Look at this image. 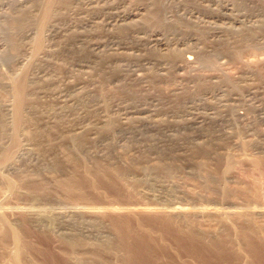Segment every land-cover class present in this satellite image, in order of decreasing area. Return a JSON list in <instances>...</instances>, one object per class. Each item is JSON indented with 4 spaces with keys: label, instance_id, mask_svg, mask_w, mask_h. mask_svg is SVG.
<instances>
[{
    "label": "rangeland",
    "instance_id": "rangeland-1",
    "mask_svg": "<svg viewBox=\"0 0 264 264\" xmlns=\"http://www.w3.org/2000/svg\"><path fill=\"white\" fill-rule=\"evenodd\" d=\"M92 1L83 16L101 17L107 6H116L127 18L113 22L109 30L93 28L85 41H80L81 31L67 24L80 19L74 15L84 4L64 0L57 4L52 20L63 30L55 34L46 31L42 50L33 55L29 47L33 35L28 34L23 43L16 39L12 62L0 59L4 81L0 113L8 130L11 99L5 95L7 80L24 69L28 75L37 74L28 83L32 105L24 112L25 122L17 136L19 148L14 160L0 168V214L5 222L0 224V264H12L15 254L5 224L22 240L24 254L19 264H78L57 236L60 225L56 234L47 233V219L55 220L56 225L62 221L106 229L110 234L107 240L116 246L100 261L94 260L100 264H264V250L259 248L264 246V36L257 34L251 39L263 20L264 0ZM130 13L135 16L128 17ZM128 25H135L140 32L118 31ZM73 34L72 44L66 42ZM152 35L161 42H150ZM91 38L108 44L91 52ZM188 53L191 61L184 60ZM101 54L108 59H100ZM101 60L119 67L139 60L140 74L132 77L143 81L139 90H120L115 80L118 75L110 74V65L106 67ZM48 72L56 73H50L55 78ZM60 88L66 89L64 103L55 99ZM123 125L149 133L145 163L157 185L139 183V166L130 162L136 149L123 147L119 132ZM71 137H77L75 145L70 143ZM78 146L81 149L74 151ZM34 151L44 153L52 164L41 176L46 189L34 196H27L23 187L11 193L3 178L29 173L31 163L21 154ZM113 168L132 171L118 183L107 176ZM85 170L95 173L90 176L92 181H84ZM72 179H83L85 189L72 187V192H64L63 186ZM135 181L138 185L132 190L127 184ZM131 210L132 215H126ZM178 213L187 217L181 222L185 228L190 224V230L207 242L222 244V249L217 252L205 241L194 242L175 231L166 220ZM85 254L84 259H89L91 255Z\"/></svg>",
    "mask_w": 264,
    "mask_h": 264
},
{
    "label": "bare ground",
    "instance_id": "bare-ground-1",
    "mask_svg": "<svg viewBox=\"0 0 264 264\" xmlns=\"http://www.w3.org/2000/svg\"><path fill=\"white\" fill-rule=\"evenodd\" d=\"M64 0H25V1H17V0H0V48L2 49V51H0V59H5L7 61H11L16 58V57H13V52H15L14 50H16V48L14 47V45L16 46L17 43H15L16 39H21L22 43H23V40L22 39H25L27 37V35L31 34V36L33 35V40H32V43H30L29 47H31V51L34 54H37L40 50H42L43 48V45H42V38L44 36V33L46 31H50L52 34H55V33H60L63 29L62 27H60L58 24H53V18H54V13H55V9H56V6L58 3L62 2ZM65 1H68V0H65ZM71 1V0H69ZM73 1V0H72ZM101 1V0H100ZM99 1V2H100ZM113 1V0H112ZM112 1L110 4H112ZM116 2L119 1V0H115ZM74 2H78V3H83L84 6L79 8L75 13L74 16H76V18H80L79 20H76V21H69L68 22V27L72 26L73 28L77 27V30L79 29L81 32L77 39H80V41H85L84 38H86V35L90 34V32H93V28L100 30L99 28L101 29H105V30H109L110 26L112 25L113 22H117V21H123L124 19L127 18V16H124L125 14L120 12V8L116 7V6H107L106 7V15H103V16H83V14L85 12H87L88 8L87 6L90 5L93 1L92 0H74ZM96 2V1H95ZM102 2V1H101ZM120 2V1H119ZM63 3V2H62ZM75 4V5H78ZM157 3V2H156ZM155 3V4H156ZM61 4V3H60ZM97 4V3H96ZM142 4V3H141ZM159 4V7H160V3ZM74 5V7H76ZM94 6H96L95 4H93ZM92 5V6H93ZM103 5V4H102ZM108 5V4H107ZM113 5V4H112ZM154 5V4H152ZM98 6V5H97ZM97 6H96V9H97ZM104 6V5H103ZM156 6V5H155ZM70 7V6H69ZM91 7V6H90ZM100 7V6H99ZM94 8V7H93ZM231 8V7H230ZM95 9V8H94ZM120 9V10H119ZM102 10V9H101ZM100 10V11H101ZM161 10V9H160ZM72 12L73 14V11L74 9L72 10H69ZM93 11V10H91ZM95 11V10H94ZM103 11V10H102ZM146 11V10H145ZM88 13V12H87ZM148 13V12H147ZM90 14V13H89ZM96 14V13H94ZM150 14V13H149ZM156 14H159V12H156ZM101 15V14H100ZM219 15V14H218ZM241 15V14H240ZM73 16V15H72ZM82 16V17H81ZM129 16H135V14H129ZM150 16V15H149ZM148 15H146L145 17L146 18H149ZM263 16V15H262ZM143 18V22L146 21V18ZM75 18V17H73ZM232 19V18H231ZM99 20V22H98ZM258 21V20H257ZM165 22V21H164ZM225 22V21H224ZM56 23V22H55ZM70 24V25H69ZM72 24V25H71ZM98 24L100 26H98ZM230 24V23H229ZM123 25V24H122ZM130 26V25H128ZM127 28H121L118 30L119 32L120 31H128L129 29L132 30L131 33L132 34H135V33H138L140 31H138L139 29L135 28L136 26H130ZM67 27V26H66ZM67 27V28H68ZM111 27H114V26H111ZM201 28V27H200ZM263 28V29H262ZM66 29V28H64ZM137 29V30H136ZM71 30V29H70ZM72 31V30H71ZM74 31V34H77L75 33V30ZM212 31V30H211ZM216 31V30H215ZM251 31V30H250ZM253 31V30H252ZM251 31V32H252ZM49 32V33H50ZM78 32V31H77ZM97 32H100V31H97ZM109 32V31H108ZM66 33V32H65ZM79 33V32H78ZM107 33V32H105ZM72 34V33H70ZM73 34V36H74ZM95 34V33H94ZM257 34H261L262 36H264V16H263V20L261 21V24L260 26H258V28L256 27V29L254 30L253 34L251 33L252 37L251 39H253L255 37V35L257 36ZM62 35V34H61ZM106 35V34H105ZM112 35V34H111ZM69 36V38H67V41L66 42H70L72 44V40L75 39V36ZM96 36V35H94ZM102 36V35H101ZM63 38V37H62ZM227 38V37H225ZM256 38V37H255ZM60 39V38H59ZM76 39V41H77ZM96 39V38H95ZM246 39V38H245ZM248 40H250V38L247 37ZM246 39V40H247ZM263 39V38H262ZM63 40V39H62ZM92 41V38L90 39ZM218 40V39H217ZM225 40V39H224ZM223 40V41H224ZM64 41V40H63ZM150 42H154V43H160L161 40L157 37V35H152L151 38L149 39ZM227 41V40H226ZM90 42V41H89ZM217 42V41H216ZM248 42V41H247ZM20 43V44H22ZM61 43V42H60ZM64 43V42H63ZM67 43V44H68ZM83 43V42H82ZM222 43V42H221ZM225 43V42H224ZM227 43H230V42H227ZM245 43V41H244ZM66 44V43H64ZM66 44V45H67ZM71 44H68V46H71ZM104 44V43H103ZM108 44V43H107ZM107 44H104L102 45L100 43V41H92L91 43L88 44L89 46V49L92 51H95V50H99L100 48H105ZM257 44V43H256ZM27 45V44H26ZM62 45V44H61ZM77 44H75L76 46ZM112 45V44H111ZM73 46V45H72ZM74 46V47H75ZM221 46H224L221 45ZM227 46V45H226ZM63 47V46H62ZM109 47V46H108ZM107 47V48H108ZM111 47V46H110ZM119 47V46H118ZM15 48V49H14ZM23 48V47H22ZM69 48V47H68ZM73 48V47H72ZM77 48V47H76ZM113 48V47H112ZM83 49V48H82ZM86 49V48H85ZM186 49V48H185ZM68 50V49H67ZM80 50V49H79ZM88 50V49H87ZM101 50V49H100ZM104 50V49H103ZM120 50V49H119ZM107 51V50H106ZM70 52V51H69ZM72 52V51H71ZM74 52V51H73ZM103 52V51H102ZM101 53V51H100ZM100 53L98 52L97 54L100 55ZM106 53V52H104ZM193 53V52H192ZM16 54V53H15ZM103 54V53H102ZM102 54H101V57H102ZM108 54V53H107ZM110 54V53H109ZM187 54V53H186ZM189 55L186 56V58L184 60H192V57L190 55V53H188ZM92 55V54H91ZM105 55V54H104ZM103 55V56H104ZM97 57V55H95ZM197 56V55H196ZM111 57V56H110ZM184 57V56H183ZM108 59V57H102L100 59ZM98 59V58H96ZM115 59V58H114ZM4 61V60H2ZM82 61V60H81ZM99 61V60H98ZM101 61H104L105 63H103L104 65H106V67H108V62L109 60H101ZM121 60H119L120 62ZM132 61V60H131ZM136 61V60H135ZM25 62V61H24ZM47 62V61H46ZM94 62V61H93ZM97 62V61H96ZM122 62V61H121ZM128 62V61H127ZM139 60L136 62H133L131 64H126V65H123L122 64V67H119L117 66L116 64L111 66V69L109 68V72H111L110 74H113L115 73V75L117 74V78H115V80L120 84V90H135L139 87V82L140 84L143 82V81H135V79H132V77H136V76H139V72L141 71V65L138 64ZM142 62V61H141ZM140 62V63H141ZM3 63V62H2ZM14 63V62H13ZM77 63V62H76ZM85 63V61H84ZM87 63H89L87 61ZM99 63V62H98ZM102 63V62H101ZM100 63V64H101ZM114 63V61L112 62ZM116 63V62H115ZM48 64V63H47ZM50 64V63H49ZM73 64V63H72ZM90 64V63H89ZM88 64V65H89ZM92 64V63H91ZM99 64V66H100ZM102 64V65H103ZM125 64V63H124ZM87 65V66H88ZM94 65V64H93ZM92 65V66H93ZM146 65V64H145ZM151 66V64H149ZM8 66V65H7ZM27 66V65H26ZM49 66V65H48ZM47 66V68H48ZM72 66V65H71ZM78 66V65H77ZM98 66V67H99ZM148 66V64H147ZM145 66V67H147ZM52 67V66H51ZM50 67V68H51ZM82 67V66H81ZM94 67V66H93ZM97 67V68H98ZM103 67V66H101ZM99 67V68H101ZM104 66V68H106ZM3 68V67H2ZM55 68V67H54ZM68 68V67H67ZM86 68V67H84ZM89 68V66H88ZM98 68V69H99ZM6 69V68H5ZM49 69V68H48ZM48 69L46 70V72L48 71ZM53 69V68H52ZM147 69V68H146ZM42 70V69H41ZM79 70V69H78ZM95 70V69H94ZM93 70V71H94ZM100 70V69H99ZM103 69H101L102 71ZM105 70V69H104ZM55 71V70H54ZM70 71V70H69ZM27 72H29L27 70ZM26 72V70L24 69L23 71H21L19 73V75L17 74L15 77L13 78H10V79H6L9 84H8V93H6L5 95H8L11 99V104H10V109L11 110V129L8 130L7 126L4 125V117L2 116V114L0 113V168H3V166L7 165L8 163H11L12 160H14V157L17 153V150H18V141H17V136H18V133L20 131V128L23 126L22 124H24L25 122V114L24 112L26 111L25 109L28 108L29 106L32 105L31 101L29 100V92L28 90L30 88H28V83H30V80L33 81L35 78H37V74H32V75H28V73ZM45 72V70H44ZM74 72V71H73ZM91 72H92V68H91ZM98 72V70H97ZM106 72V71H105ZM104 72V73H105ZM108 72V73H109ZM1 73V71H0ZM49 75L51 72H48ZM53 74H56L54 72H52ZM51 73V74H52ZM60 73V72H59ZM69 73V72H68ZM67 73V74H68ZM107 73V72H106ZM105 73V74H106ZM4 74V73H3ZM45 74V73H44ZM70 74H73L72 72ZM91 74L90 71L89 73L87 74V76ZM93 74V73H92ZM95 74V72H94ZM101 74V73H100ZM59 75V74H58ZM80 75V74H79ZM78 75V76H79ZM98 73L96 75H92L93 77L97 76ZM5 76V75H3ZM44 76V75H43ZM51 76V75H50ZM65 76V75H63ZM61 75V77H63ZM67 76V75H66ZM65 76V77H66ZM74 76V75H73ZM91 76V75H90ZM89 76V77H90ZM91 76V77H92ZM100 76V75H99ZM142 76V75H141ZM40 77V75H39ZM51 77H54L51 76ZM58 77V76H57ZM69 77V76H68ZM75 77V76H74ZM8 78V77H7ZM55 78V77H54ZM60 78V77H58ZM79 78H82L79 76ZM79 78H76V79H79ZM84 78V76H83ZM98 79V77H96ZM102 78V77H101ZM104 78V77H103ZM143 78V77H141ZM43 79V78H42ZM61 79V78H60ZM65 79V78H64ZM90 79V78H89ZM93 79V78H92ZM91 79V80H92ZM51 80V78H50ZM54 80V79H53ZM71 80V79H70ZM82 80V79H81ZM86 80V79H85ZM114 80V79H113ZM3 77L1 76L0 74V91H2L3 89ZM72 81H74V79H72ZM77 81V80H76ZM80 81V80H79ZM93 81L95 82V78L93 79ZM104 81V80H103ZM106 81V80H105ZM104 81V82H105ZM148 81V80H147ZM4 82V81H3ZM55 82V81H54ZM62 82V81H61ZM60 82V83H61ZM64 82V81H63ZM78 82V81H77ZM84 82V81H83ZM82 82V83H83ZM88 81H86L87 83ZM92 82V81H91ZM99 82V81H98ZM56 83V82H55ZM65 83V82H64ZM63 83V84H64ZM80 83V84H82ZM101 83V82H100ZM109 83V82H108ZM66 84H70L66 81ZM73 84V83H71ZM92 84V83H91ZM90 86H93L91 85ZM118 84V85H119ZM61 85V84H59ZM65 85V84H64ZM86 85V84H85ZM88 85V84H87ZM86 85V86H87ZM113 85V84H112ZM116 85V84H115ZM78 87L79 86V83L76 85H72L71 87L74 88V87ZM84 86V85H83ZM143 86V85H141ZM65 88H67L66 86H64ZM89 87V86H88ZM6 88V87H5ZM90 88V87H89ZM92 88V87H91ZM117 88V87H116ZM119 88V87H118ZM140 88V87H139ZM139 88L137 90H139ZM51 89V88H50ZM83 89V88H82ZM86 89V87L84 88ZM94 89V88H92ZM99 89V88H98ZM39 90V89H37ZM52 90V89H51ZM87 90V89H86ZM141 90V89H140ZM148 90V89H147ZM43 91V90H42ZM90 91V90H89ZM122 91V92H123ZM50 92V90H49ZM66 92V89H63V88H60L56 93H55V99H58L60 100L59 102H63L64 103V95L63 93ZM74 92V91H73ZM88 92V90L86 91ZM94 93V91H92ZM139 92V91H138ZM35 93V92H34ZM141 93V91L139 92ZM146 93V92H145ZM143 93V94H145ZM66 94V93H65ZM79 94V93H78ZM82 94H84V92H82ZM81 94V96H82ZM89 94H92L91 92H89ZM142 94V95H143ZM54 95V94H53ZM70 95V94H69ZM68 95V96H69ZM73 96V94H71ZM85 95V94H84ZM93 95V94H92ZM91 95V96H92ZM139 95V94H138ZM141 95V94H140ZM52 96V95H51ZM67 96V94H66ZM90 96V95H89ZM95 95H93L94 97ZM71 97V96H70ZM84 97V96H83ZM86 97V96H85ZM66 98V97H65ZM75 99V97H72ZM68 99H71V98H67ZM73 99V100H74ZM79 99V98H78ZM86 99V98H85ZM97 99V98H96ZM54 100V98H53ZM58 100L56 102H58ZM84 100V99H82ZM90 100V99H89ZM95 100V99H94ZM72 101V100H70ZM76 101V100H75ZM87 101V100H86ZM85 101V103H86ZM1 102V101H0ZM52 102V101H51ZM93 102V101H92ZM62 103V104H63ZM68 103V102H67ZM72 103V102H71ZM74 104L76 102H73ZM84 103V102H83ZM53 104V103H52ZM57 104V103H56ZM91 103H89L90 105ZM93 104V103H92ZM61 105V104H60ZM64 105V104H63ZM62 105V106H63ZM71 105V104H69ZM68 105V106H69ZM73 105V104H72ZM77 105V103H76ZM87 105V104H86ZM67 106V105H65ZM4 107V106H3ZM8 107V106H7ZM61 107V106H60ZM73 107V106H71ZM75 107V106H74ZM1 108V107H0ZM66 108V107H65ZM70 108V107H68ZM80 108V107H78ZM77 108V109H78ZM88 108V107H87ZM112 108V107H111ZM63 109V108H62ZM83 109V107H82ZM90 109V108H89ZM147 109V108H146ZM2 110V109H1ZM61 110V108H60ZM71 110V109H69ZM79 110V109H78ZM95 110V109H93ZM65 111V110H64ZM87 111V110H86ZM134 111V110H133ZM63 112V111H62ZM69 112V111H68ZM71 113V112H70ZM76 113V112H75ZM79 114V113H78ZM77 116V115H76ZM75 118V117H74ZM148 118V117H147ZM149 119V118H148ZM127 121V120H126ZM143 122V121H142ZM6 123V122H5ZM102 123V122H101ZM129 123V122H128ZM144 123V122H143ZM142 123V124H143ZM146 123V122H145ZM148 123V122H147ZM194 124V123H193ZM196 124H198V122H196ZM129 125V124H128ZM127 125V126H128ZM124 126V125H123ZM126 126V127H127ZM145 126V125H144ZM149 126V124L147 125ZM7 127V128H6ZM197 127V126H196ZM138 129V128H137ZM120 130V129H119ZM142 129H138V130H135V127L133 129L132 128H125L124 127H121V131H119L121 134V140L124 141V148L125 149H136V157L135 158H132L130 161L133 165H138L139 166V172L138 174H140V179L141 181H139V183L141 182L142 184H146V185H151V186H155L157 185V181H156V177L153 178L151 176V173H149V169L145 163L146 161V153H147V148H148V140L149 138L147 137V132L145 131H140ZM51 133V132H50ZM78 135V134H77ZM75 135V136H77ZM46 138V137H45ZM50 138V136H49ZM70 138V137H69ZM77 138V137H75ZM75 138L71 137V139L69 140L71 144H76L74 143L75 141ZM7 140L8 143L5 145L4 144V141ZM5 141V143L7 142ZM68 142V141H67ZM118 145V143H116ZM79 145V144H78ZM116 145V147H117ZM121 145V144H120ZM123 145V144H122ZM22 146V145H21ZM71 146V145H70ZM73 146V145H72ZM80 146V145H79ZM78 146V147H79ZM66 148V147H65ZM75 150L74 151H78V149H81L80 147L79 148H76V147H73ZM123 148V149H124ZM72 149V147H71ZM121 149V148H119ZM66 150V149H65ZM132 153L134 150H131ZM81 152V151H80ZM28 152H25L23 154H21L24 158H26V162L27 163H31L29 164L28 166H30L32 168L31 171H29V173H24V174H21V176H14L13 178L14 179H11V178H3V185L6 187V189H8L11 193H16L17 192V188H25L27 193L26 195L27 196H34V194H38L39 191H43L45 188V185L46 182L45 181H42L43 178H41V176H43V174L47 173L48 171H50L52 168H51V165L50 164V160L46 159L45 158V155L44 153H41V152H30L29 154H27ZM83 153V152H82ZM125 154V153H124ZM18 155V154H17ZM20 155V156H21ZM79 155V154H78ZM109 155V153H108ZM21 156V157H22ZM110 156V155H109ZM22 157V159H23ZM98 157V156H97ZM21 159V160H22ZM99 159V157H98ZM97 159V160H98ZM93 160V159H92ZM24 161V160H23ZM53 161V160H52ZM56 161L54 160V163ZM118 163V162H117ZM101 164V163H100ZM130 164V165H132ZM115 165V164H114ZM9 166V165H8ZM95 166V165H94ZM104 166V165H103ZM27 167V166H26ZM116 167V166H115ZM132 167V166H131ZM95 168V167H94ZM92 168V169H94ZM123 168V167H122ZM134 168V167H133ZM138 168V167H137ZM128 169V167H127ZM131 169V168H130ZM91 170V169H89ZM95 171V170H94ZM97 171H99L97 169ZM96 171V172H97ZM104 171H107V170H104ZM132 170H125V169H117V168H113V169H108L107 171V176L109 178V181H112V180H116L118 183L119 182H123L125 181V177L128 176L129 172H131ZM137 171V170H136ZM151 171V170H150ZM85 172V180L84 181H87V180H91V177H93L95 175V173H91L89 171H84ZM99 173V172H98ZM2 174V173H1ZM76 174V173H75ZM79 174V173H77ZM126 175V176H125ZM71 176V175H70ZM74 176H77V175H73L72 178H74ZM91 176V177H90ZM99 176V174L97 175ZM158 176V175H157ZM40 177V178H39ZM90 177V179H89ZM153 179H152V178ZM35 178V179H34ZM88 178V179H86ZM94 178H97V177H94ZM112 180H111V179ZM77 179V178H76ZM76 179H72L71 180H67V184H65L63 186V190L64 192H72V187L75 188V189H85L84 188V184L85 182L83 181V179L80 181V180H76ZM99 179V178H98ZM152 179V180H151ZM45 180V179H44ZM104 180H107L104 179ZM92 181V180H91ZM108 182V181H107ZM115 182V181H114ZM126 182H128L126 180ZM133 182V181H132ZM138 182V181H137ZM2 183V182H1ZM87 183V182H86ZM91 183V182H89ZM138 185V183H136V181L132 184H127L128 187H130L132 190L136 189V186ZM160 184V182H159ZM88 185H91L93 187H95V183H91V184H88ZM122 185V184H121ZM140 185V184H139ZM164 185V184H163ZM126 186V184H125ZM144 186V185H143ZM162 186V185H160ZM165 186V185H164ZM87 187V186H86ZM89 187V186H88ZM87 187V188H88ZM157 187V186H156ZM160 188V187H159ZM5 189V190H6ZM43 189V190H42ZM155 189V188H154ZM153 189V190H154ZM161 190V189H160ZM19 191V190H18ZM163 191V190H162ZM169 191V190H167ZM47 191L44 192V194L46 193ZM133 192V191H132ZM166 192V190H165ZM170 192V191H169ZM22 194V193H21ZM175 194V193H174ZM16 195V194H15ZM23 195V194H22ZM21 196V195H20ZM160 205V204H159ZM163 205V204H162ZM174 208V207H173ZM72 209V208H71ZM176 209V208H175ZM165 211V210H164ZM126 212V211H125ZM132 210L131 211H128L126 215H129L131 216L132 215ZM2 214H0V224H4V220L2 219L3 217L1 216ZM172 215V214H171ZM79 216V215H77ZM81 216V215H80ZM127 217V216H126ZM38 218V217H37ZM41 218V216H40ZM50 218V217H48ZM82 219V216L80 217ZM85 218V217H84ZM83 218V219H84ZM43 219V217H42ZM80 219V220H81ZM187 219V217L183 214H177V215H174L172 217H170V219H167L166 222L167 223H170L172 224L174 227H175V231L177 232H183L186 234L187 237H189L190 239H193L194 242L195 241H201L202 243H204V237H202L200 234H196V232L194 233L192 230H190V224H189V228H186L182 225L181 222H185ZM128 220V219H127ZM189 220V219H188ZM47 222V233L50 234H53L55 233V228L60 225V227L58 228V232H57V236L59 238V240L66 246L67 250H68V254L69 256L73 257L74 260H76L75 263H78V264H100L99 261L101 260L102 256L103 255H106L107 252H111L113 250V248H115L116 245H114L112 242H109L107 239L109 238V233L106 232L105 230L102 231L101 227H99L98 224V228H95L92 226V228H88L87 226H83L81 225L80 223L79 224H76V223H72L70 224V222H68L67 224H62V221L61 223L57 222V225L56 223L51 220V219H47L45 220ZM76 222V221H75ZM82 222V221H81ZM84 222V221H83ZM91 222V221H90ZM93 222V221H92ZM86 223V222H85ZM89 222H87L86 224H88ZM165 223V222H164ZM179 223H181V225L184 227V228H181V226H179ZM85 224V225H86ZM91 224V223H90ZM169 224V225H170ZM186 224V223H185ZM7 225V224H5ZM4 227L6 228V230L8 231V233H10L11 235V239L13 241V245H14V248H15V251H14V256L11 258V262L12 264H19L22 257H23V254H24V251H23V246H22V240L20 239V237L18 236V234L16 233V230L12 227H9L8 225ZM168 225V224H167ZM165 226V225H164ZM91 227V226H90ZM103 229V228H102ZM174 229V228H173ZM91 230V231H90ZM114 230V229H113ZM115 231V230H114ZM174 231V230H173ZM117 233V232H116ZM56 234V233H55ZM54 236V235H53ZM56 237V236H54ZM90 237V238H89ZM91 239V240H90ZM221 239V238H220ZM192 240V241H193ZM208 240V239H206ZM224 240V239H223ZM221 240V241H223ZM59 241V242H60ZM211 241V240H210ZM207 242L205 241L206 243L205 244H208L207 247L209 248H212V250H216L217 252L220 251L222 248L220 246H222V244L220 246H218L215 243L212 244V242ZM213 241V240H212ZM219 241V240H218ZM62 244V245H63ZM216 244V245H215ZM220 244V243H219ZM64 245H63V248H64ZM114 245V246H113ZM203 245V244H202ZM231 245V244H230ZM260 246H263V245H260ZM205 247V246H204ZM264 247V246H263ZM263 247H259V248H262L264 250ZM211 250V249H210ZM86 251V252H85ZM67 252V251H66ZM113 252V251H112ZM85 253L89 254V255H93V257L90 256V260L88 258L84 259V256L83 255H86ZM110 254V253H108ZM88 255V256H89ZM101 256V257H100ZM109 256V255H108ZM71 259V258H70ZM72 260V259H71ZM91 261V262H88ZM94 260H99L98 262H95ZM73 263V262H72Z\"/></svg>",
    "mask_w": 264,
    "mask_h": 264
}]
</instances>
